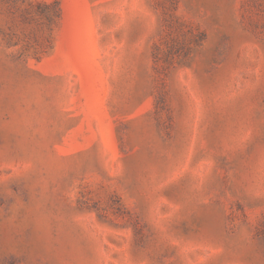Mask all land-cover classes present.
Segmentation results:
<instances>
[{"label":"rangeland","instance_id":"obj_1","mask_svg":"<svg viewBox=\"0 0 264 264\" xmlns=\"http://www.w3.org/2000/svg\"><path fill=\"white\" fill-rule=\"evenodd\" d=\"M0 264H264V0H0Z\"/></svg>","mask_w":264,"mask_h":264}]
</instances>
